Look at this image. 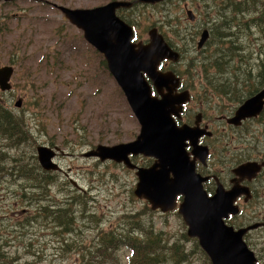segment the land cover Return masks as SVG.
Returning <instances> with one entry per match:
<instances>
[{
	"label": "rangeland",
	"instance_id": "obj_1",
	"mask_svg": "<svg viewBox=\"0 0 264 264\" xmlns=\"http://www.w3.org/2000/svg\"><path fill=\"white\" fill-rule=\"evenodd\" d=\"M55 1L73 8L97 5L96 0ZM187 9L196 15L194 21L189 20ZM132 12L131 20L142 32L138 42L149 43V29L157 26L181 53L180 60L166 62L165 69L180 74L185 90L192 89L204 99V110L216 123L211 127L217 132L211 139L216 150L212 167L229 186L232 167L250 159L264 160V113L225 130L226 123L217 120L226 111L233 115L240 103L231 88L241 89V96L246 97L256 82L260 88L264 85L260 75L264 27L256 20L264 12V0H171L157 6L140 4ZM205 28L211 36L202 50L197 43ZM90 47L59 9L25 0L0 1V66H15L13 89L0 92V97L12 107V115L20 118L19 130H24L18 145L7 144L11 135L0 130V163L4 170L3 164L17 161L28 172L18 175L14 168L18 178L10 182L0 176V264H137L135 260L129 263L124 245L116 247L111 261L96 258L89 262L90 254L79 259L72 244L65 245V255L60 254V239L51 229L47 212H39V207L48 206L49 213L70 204L78 210L82 226L65 235L69 243L77 234H82V244L110 230L109 241L118 229L152 242L149 255L157 257L152 264H212L198 239L187 234L180 213L152 210L147 200L135 194L138 177L133 170L114 160L84 155L99 144L133 141L141 129L123 91L103 64L105 58ZM32 71L35 74L29 82ZM18 101L20 108L15 106ZM42 144L64 150L56 161L66 174L46 172L45 178L36 179L43 171L37 159V147ZM133 160L140 165L153 162L141 155ZM252 184L260 197L244 205L243 213L233 219L236 223L245 224L264 212V171ZM24 190L27 197L22 196ZM128 220L142 227L131 228ZM154 241L159 242L155 245ZM252 247L264 264V233Z\"/></svg>",
	"mask_w": 264,
	"mask_h": 264
},
{
	"label": "water",
	"instance_id": "obj_2",
	"mask_svg": "<svg viewBox=\"0 0 264 264\" xmlns=\"http://www.w3.org/2000/svg\"><path fill=\"white\" fill-rule=\"evenodd\" d=\"M141 1L156 3L163 0ZM122 4L130 5V2H112L94 8L59 7L71 23L84 31L85 39L104 55L110 73L141 125L135 140L115 145L99 144L84 155L98 157L102 161L123 162L129 168L137 169L139 181L135 194L147 199L153 208L163 211L175 209L177 196L183 194L184 200L178 212L188 226V235L199 239L212 264H258L255 252L244 240L245 234L256 225L236 230L226 223L229 215L238 211L234 201L248 190L236 184L226 191L219 187L213 196H208L202 185L206 178L196 173L194 162L185 149V141H191L195 153L205 150L202 157H206V147L200 145L199 140L210 132L199 126L178 127L173 119V115L180 116L183 104L189 101V91L175 93L180 86V78L173 71L162 72L158 67L167 59L179 61L180 53L168 44L157 28L149 31V43L131 41V27L115 14L116 8ZM187 14L194 19L192 10L188 9ZM209 37V30L204 29L197 47L202 48ZM13 73L11 65L0 67L1 90L11 89ZM148 78L160 96L152 95ZM16 105L19 107L21 101ZM263 109L264 88L246 99L228 122L239 125L248 117L260 115ZM58 152H63L58 146L39 145V162L47 170L64 171L54 160ZM130 154H144L156 160L150 167H137ZM263 165L264 162L248 161L237 166L234 172L241 179H252Z\"/></svg>",
	"mask_w": 264,
	"mask_h": 264
},
{
	"label": "flooded vegetation",
	"instance_id": "obj_3",
	"mask_svg": "<svg viewBox=\"0 0 264 264\" xmlns=\"http://www.w3.org/2000/svg\"><path fill=\"white\" fill-rule=\"evenodd\" d=\"M0 1L5 2L4 0H0ZM15 1L16 0H12V2H15ZM25 1L33 2V3H37V4H42V5H50V2L53 3V4H58L59 3L58 1H55V0H25ZM96 1H97V5L96 6H105V5H108L109 3H112V2H130V5H123V4L119 5L116 8V10H115V14H116V17H118L121 21H123L124 23H126L127 25L132 27V30H133V39H132V41L133 42H138L140 40V37L142 36V32H141V29H140L138 23H136L135 21L131 20V17L133 15V12H132L133 9L136 6L140 5V4L141 5L148 4V5H152V6H157V5H161L163 3L169 2L171 0H163V1H160V2H156V3H146V2H143L141 0H96ZM64 2L68 3L70 1L65 0ZM58 5H63V4H58ZM70 5H72V3H70ZM195 19H196V15L194 16V19H190L189 18V20H191V21H194ZM152 28H157L159 30V28L157 26L151 27L150 29H152ZM150 29H149V31H150ZM182 83H183V85L180 86L176 90L175 93H179V92H181V91L186 89L185 88V80H182ZM188 89H190V88H188ZM260 90L261 89H259L256 93H258ZM155 91H156V89H155ZM190 91H191V98L184 105L183 112L181 113L180 116H173V119H174V121H175V123H176V125L178 127H182V126H188V127L199 126V127H202V128H206L207 132H211V134L210 133L204 134L200 138V141H199V143L201 145L206 147V151H207V156L206 157H202V156H204L203 153L205 151L203 149L200 151V153H195L194 152L195 147L191 144V141L189 139H187L185 141V143H186L185 149H186L187 153L189 154L190 160L194 162L196 173L199 174L201 177L206 178L202 182V185H203L204 191H206L208 196L214 195L217 192L219 187H221L223 190L226 191V190H231L236 184H238L239 186H241L243 188H246L248 190L247 193H245V192L241 193L236 198V200L234 201V206L237 207L238 211L236 213H231L229 215V217L226 219V222H227V224L234 226L236 230L244 228V227L256 225L255 227H252L245 234V240L247 241L249 247L252 250H254L252 246H254V247L256 246L257 237H261V234L264 233V212L260 211V213H259L260 216L250 217L249 221L247 223H245V224L244 223H236V222H234L233 219L235 217H238L239 215H241L243 213L244 205L247 204L248 202H250L252 197L253 198H256V196L260 197L259 196V192L256 189L257 186L255 184H252V183L254 181H256L260 177V175L263 174L264 165L262 166L261 170L257 173V175L255 177H253L252 179H249L248 177H245V178L241 179V177L234 172V169L237 166H239L240 164L248 162V161L263 163L264 160H253V159H250V160H246V161H243V162L237 164L236 166L231 168V171L229 173V186L224 184L220 180V176L214 171V169L212 167V161H213V158H214V156L216 154V150L214 149V146L211 143V139H213L215 137L217 132L215 130H212L211 127L214 126L216 123H215L214 120H210L208 118L207 112L204 110V99L202 97H196V94H195L194 90L190 89ZM156 93H157L156 96H160L157 91H156ZM263 112H264V109L262 110L260 115H262ZM193 114H195L194 115V119H193ZM233 115H232V111H226V112L221 113V115L217 117V120L219 122H225L226 123L225 126H223L224 130L227 129L229 126L233 125V124L228 122V118L233 116ZM260 115H258L256 117H248L245 120H242L241 124L236 125V126H239V127L243 126L246 122L253 121V120L257 119L258 117H260ZM205 119L209 120L210 123L209 122H205ZM207 140L209 141L208 143H207ZM60 155H64V154L60 153L56 157V160L58 159V157ZM140 155L143 156V157H146L148 159L152 158V157L145 156L144 154L143 155L142 154H138V155L131 154L130 155V159L134 163V165H136L137 167L147 168V167H150L155 161L154 158H153V162L151 164H149V165H140V164H138L137 162H135L133 160L134 157L140 156ZM144 159L145 158H143L142 161H144ZM118 163H122V162H118ZM126 167L128 169L133 170L134 172H136V169H131L128 166H126ZM74 184H76V183L74 182ZM177 197H181V199H179V201H176V203L180 204L181 201L184 199V195L179 194ZM144 200H146V199H144ZM151 209L152 210H160V211H162L164 213H170V214L171 213H177L176 211H171V210L163 211L161 208H153L152 205H151ZM48 214H49L48 216H49L50 223H51L52 220H56V222H58L60 220L59 218H55L54 219L52 210H50V212ZM72 214L75 217V220H76V223H77L76 231H78V230L81 229V226H82L80 221L77 220L78 212L76 210H74V212ZM59 226H60V228L62 226V224L60 222H59ZM51 229H53V231L54 230L56 231L55 232L56 233V238L60 239L59 240L60 241L59 243H61L60 254L65 255L67 253L65 251V245L68 246V245L72 244L73 246H75L77 248L79 255H81V257H79V259L84 257V254H83L84 246H82V245H85V246L89 247V246L93 245L95 242H97L96 240L99 238V235H98L96 238H92V240H90L88 243L82 242V244H81V239L83 238V236H82V234H77L76 236H74L73 239H71V243H69V240L68 239L65 240L64 237H65V235H72V233H67V234L64 235L63 233H58L57 229H55V228H51ZM76 231H74V232H76ZM255 232H258V234L256 236L253 235V233H255ZM258 254H259V252H255V255L257 257L260 256V254L259 255Z\"/></svg>",
	"mask_w": 264,
	"mask_h": 264
},
{
	"label": "trees",
	"instance_id": "obj_4",
	"mask_svg": "<svg viewBox=\"0 0 264 264\" xmlns=\"http://www.w3.org/2000/svg\"><path fill=\"white\" fill-rule=\"evenodd\" d=\"M256 20H257L258 24H260L262 27H264V12H262L260 17H258ZM210 36H211V33H210ZM209 42H210V38H209V41H207V44ZM207 44H205V45L207 46ZM206 46H204V47H206ZM204 47H203V49H205ZM103 64L106 65V63L104 61H103ZM34 74H35V71H32L30 74V77L28 79L29 82H31L33 80L32 76ZM263 74H264V69L260 71L261 82L264 81ZM223 86H225V85H223ZM216 88H218L223 94L228 95L229 97H231L234 100L239 99L240 103H242L245 99L253 96L260 89V84H259V82H256V84L253 86V91L250 92L246 97L241 96V93H240L241 89L236 90L234 88H231V89H233V91L236 95V99L227 90L221 89L217 86H216ZM1 99L2 98L0 97V130L2 131L1 133L6 134V136L11 135L10 140H9L11 142L7 143V144L18 145L20 143L21 136H23V134H24V132H23L24 130H19L20 127L18 126V124L20 123V121H19L20 118L16 119L14 117V115H12V107L8 108L2 102ZM25 132H26V130H25ZM19 163L20 162L16 161L12 164H3V165H6L4 170L1 169L2 167H1V163H0V176H2L4 178L5 182H10L12 180L15 181V179L18 178L13 173L14 168H16L18 175H25V174L27 175L28 174L27 171H24L22 169V166H18ZM39 166H40V164H39ZM36 167L38 169L37 165H36ZM41 169L45 172L40 171L42 174H39V176H36V179H38V177L45 178L46 172L49 173L48 175H50L52 173H58V172H54V171L44 170L42 167H41ZM14 177H15V179H14ZM44 186H46V185H44ZM22 196L27 197L26 190H24L22 192ZM41 197H44V196L37 195V198H41ZM44 198H46V196ZM47 207L48 206L41 205L39 207V212H42V213L47 212V216H48L49 214H48V208ZM42 209H43V211H42ZM74 210H76L78 212V210L74 209L71 206V204L69 206H61V207L53 208L52 212H53L54 219L59 218L60 220L58 222H56V220H52L50 223L52 225V228L57 229L59 231V233H63L64 235L67 233H73L74 231H76L77 223H76L75 217L72 214L74 212ZM59 222L62 224L61 228L59 226ZM128 226H130L131 228H134V227L141 228L142 227V225L140 223L133 222L131 220H128ZM109 233H110V230L108 232H103L102 235H100L99 238L96 240L97 242H95L93 245H91L89 247L82 245V246H84V249H83L84 250L83 251L84 256L86 257L90 254V256H88L89 262L95 261L96 258H100V259L103 258V259H107V260L111 261L115 256L113 252L115 251V249L118 245H124L125 246L126 251H128V253H129V257H128L129 263H133L134 260L137 264H152V263L157 261V257L149 255L150 250L153 247L152 242L151 243L145 242L138 236H127L124 233H122L121 231H119L118 229L114 230V237L108 241ZM158 242L159 241H154V244L156 245ZM76 249L77 248L74 246V250H76ZM93 249H95V250H93ZM205 254L207 255L206 252H205Z\"/></svg>",
	"mask_w": 264,
	"mask_h": 264
},
{
	"label": "bare ground",
	"instance_id": "obj_5",
	"mask_svg": "<svg viewBox=\"0 0 264 264\" xmlns=\"http://www.w3.org/2000/svg\"><path fill=\"white\" fill-rule=\"evenodd\" d=\"M248 32V31H247ZM240 33V32H239ZM242 34H244L243 32H242ZM245 37V36H244Z\"/></svg>",
	"mask_w": 264,
	"mask_h": 264
}]
</instances>
